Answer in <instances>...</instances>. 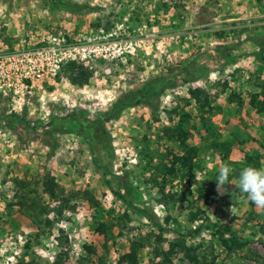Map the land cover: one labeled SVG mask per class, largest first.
Returning <instances> with one entry per match:
<instances>
[{"label": "rangeland", "instance_id": "rangeland-1", "mask_svg": "<svg viewBox=\"0 0 264 264\" xmlns=\"http://www.w3.org/2000/svg\"><path fill=\"white\" fill-rule=\"evenodd\" d=\"M71 1L85 6L0 0L2 49L50 35L87 47L54 81L0 101V264H127L134 241L137 264H264V210L237 186L238 167L264 168V109L250 101L264 105V0ZM78 68L85 84L71 82ZM150 81L166 85L156 110L104 120ZM181 132L194 174L171 164ZM224 165L234 171L220 195ZM119 180L165 230L113 195Z\"/></svg>", "mask_w": 264, "mask_h": 264}, {"label": "trees", "instance_id": "trees-1", "mask_svg": "<svg viewBox=\"0 0 264 264\" xmlns=\"http://www.w3.org/2000/svg\"><path fill=\"white\" fill-rule=\"evenodd\" d=\"M55 1L59 2L62 5H70L73 8H75L76 10H82L83 7L85 6V5H82L80 3H77V2L71 1V0L68 2H63L62 0H55ZM71 67H72V63L71 62L67 63V65L63 68L62 72L67 71ZM76 73L77 74H75L73 76L71 82L73 84H85L87 79H88V76L82 72L81 68H78ZM165 87H166V85H159V84L154 85V81H150L149 85H147L146 87L137 88L136 90H132V91L126 93L122 98H120L117 102H115L112 105L110 111H108L105 114L104 120L107 121V120H110L112 118H117L119 116V114L125 108H127L129 106L138 105V104H145L151 110H156L158 108V104H157L158 98H159L161 92L165 89ZM190 93H191L193 98H200L199 96L202 95L203 91L200 88H194V89H191ZM255 97H256V95H255ZM255 97L251 98V100H250L251 104L256 106L257 110L258 109L259 110L264 109L263 103L256 102ZM98 122H100V121H98ZM101 128H103V127H101ZM186 135H187V133L183 134L182 132L180 134L176 135V138L179 141V143H181L184 151L181 154H173L172 158H171V164H179L180 168L186 169L188 173L194 174L193 173L194 159H195L197 150H196L195 146L189 145L188 143H186ZM225 153H227V154H225ZM225 153L223 154V160L227 161L225 164H230V163L235 164V162L231 161L228 158V151H226ZM249 157L250 156L246 154L245 160L250 159ZM248 166H249V163L247 161V163H245V167H248ZM242 169L243 168L241 166V167H238L237 170H242ZM106 172H107V170L104 169V173H106ZM118 178H120V177L117 175L115 177V179L118 180ZM119 182L121 183V188L123 189V193H122V191H118V190L113 189V187L111 186V184L108 181L109 189L113 193V195H115L119 199H121L128 207H132L136 213L142 215L144 218L149 220L158 229H160L161 231L165 230V229H163L161 223L157 220L156 215H154L151 211H147L146 209H144L138 205H135L132 202V196H133V191H134L133 187L125 181L123 182L122 180H119ZM58 187H59L58 183L50 175H48L45 178V180L43 181L44 192H46L52 198L57 197ZM250 204L252 205L253 203L250 202ZM99 228L102 232L104 231L103 225H101ZM263 233H264V230H263ZM159 238H161V237L159 236ZM175 241L172 242V244H171L173 247L176 244ZM234 242H235L237 247H241L244 245V242H238L236 240V238L233 239V243ZM221 244L223 247H225L227 249L232 248L229 238H222L221 237ZM136 245H137V243H136V241H134L130 246V250L128 252L123 253L120 256V259L123 261H126L127 264H137L138 263V258H137L138 247Z\"/></svg>", "mask_w": 264, "mask_h": 264}, {"label": "built area", "instance_id": "built-area-1", "mask_svg": "<svg viewBox=\"0 0 264 264\" xmlns=\"http://www.w3.org/2000/svg\"><path fill=\"white\" fill-rule=\"evenodd\" d=\"M85 48L68 43L59 35H50L34 47L10 51L2 49L0 41V101L2 98L15 101L21 92L54 81L67 63L82 58Z\"/></svg>", "mask_w": 264, "mask_h": 264}, {"label": "clouds", "instance_id": "clouds-1", "mask_svg": "<svg viewBox=\"0 0 264 264\" xmlns=\"http://www.w3.org/2000/svg\"><path fill=\"white\" fill-rule=\"evenodd\" d=\"M234 170L224 165L219 169L216 177L217 192L223 195L227 191L225 185L229 184V176ZM242 193H245L247 199L255 206L264 210V168L245 167L239 173L238 185Z\"/></svg>", "mask_w": 264, "mask_h": 264}]
</instances>
